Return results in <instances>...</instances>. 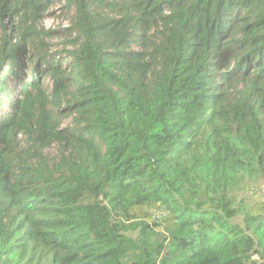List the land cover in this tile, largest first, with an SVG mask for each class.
Here are the masks:
<instances>
[{"label":"trees","instance_id":"obj_1","mask_svg":"<svg viewBox=\"0 0 264 264\" xmlns=\"http://www.w3.org/2000/svg\"><path fill=\"white\" fill-rule=\"evenodd\" d=\"M50 2L0 0V264H264V0H66L68 78Z\"/></svg>","mask_w":264,"mask_h":264},{"label":"rangeland","instance_id":"obj_2","mask_svg":"<svg viewBox=\"0 0 264 264\" xmlns=\"http://www.w3.org/2000/svg\"><path fill=\"white\" fill-rule=\"evenodd\" d=\"M20 18L14 16L15 27L17 29L13 32L15 36H18L20 31L21 23L19 22ZM73 8L69 6L66 0H51L50 4L47 5V8H43L39 11V16L35 20L28 19L27 24L35 28L37 32V36H35L34 43V53H46V56H56L59 62H63L61 65L57 62V65L60 66L61 73L60 75L69 77L73 68V60L71 57H67L62 54L65 52H71L74 48L71 43L74 38H76L75 28L73 24ZM4 23L7 24L9 29L4 30ZM13 24L9 22L7 19H2L0 22V38L3 34H9L10 28ZM13 43L15 40L12 41ZM29 55V54H28ZM34 56V55H33ZM36 58V56H34ZM32 60H25L23 63V69L19 76L24 81L28 78L29 64ZM27 67V68H26ZM69 80H65L63 85H65ZM44 86L48 87V91L52 89L53 79L48 74L43 79ZM15 91H11V97H13ZM67 92L72 93L70 88H67ZM8 98V96L6 97ZM73 116H70L63 120L61 124L62 127H66L69 125V122ZM21 146L26 145V137L19 136ZM44 154L48 157V159H54L58 154V147L56 144H51L50 146L44 148ZM260 190H256L257 196H264V188H259Z\"/></svg>","mask_w":264,"mask_h":264}]
</instances>
